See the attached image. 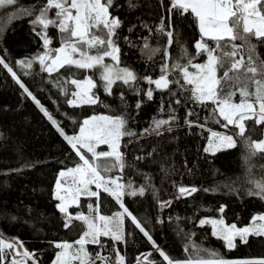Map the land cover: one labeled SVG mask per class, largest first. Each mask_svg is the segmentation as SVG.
Instances as JSON below:
<instances>
[{
    "label": "trees",
    "instance_id": "trees-1",
    "mask_svg": "<svg viewBox=\"0 0 264 264\" xmlns=\"http://www.w3.org/2000/svg\"><path fill=\"white\" fill-rule=\"evenodd\" d=\"M131 3L135 6L130 7L129 0H113L109 8L110 15L121 21L116 34L111 37L119 48V62L104 57L103 63L115 68H128L138 79L129 84L117 80L112 85L111 94L105 90L97 69L81 70L72 66L70 70L65 67L48 73L42 70L44 66L38 60L30 69L17 64L19 60L33 58L46 51L43 40L36 35L43 31L42 27L31 22L46 0H17L15 5L0 8V56H4L20 81L40 102L37 105L27 96L7 69L0 65V234L4 239L18 241L24 251L34 253L37 264H51L59 251L54 247L55 243L74 242L86 230V225L78 220H73L70 227L65 228L66 216L57 208L58 199L54 192L60 171L77 167L83 161L41 111V106L65 134L71 136L79 132L83 119L90 115L122 117L130 113L129 105L138 103L146 114L153 110L173 114L196 102L190 91L192 85L186 84L180 70L171 68V65L179 63L193 70L194 67L188 65L189 58L194 57L192 64L207 60V54L197 55L194 47L200 36L197 23L190 14L169 12L170 0H131ZM27 9H33L34 14L26 15ZM48 15L55 19V10H50ZM162 23L164 31L159 30ZM168 31L173 32L171 46L166 35ZM92 32L108 39L106 29H93ZM47 35L51 40L49 48L56 49L61 45L58 27L50 25ZM205 40L209 47H216L214 41L207 37ZM235 43L243 42L237 40ZM251 43L256 45L254 58L258 55L260 60H264V43L255 39ZM104 48L98 45L89 49L85 45L83 50L89 55H98ZM247 53L248 45H245V57ZM215 54L220 53L217 51ZM164 64L169 65L167 79L173 83L168 88L157 89L143 77L158 79ZM225 70L218 68L217 77H222ZM25 72L29 74L25 75ZM85 77H91L97 85L91 91L98 102L70 105L68 101L72 100V93L76 90L70 81H82ZM219 87L223 89L218 93L220 99L234 91L236 94L232 100L240 101L239 91L231 81H224ZM252 88L250 86V90ZM149 89L153 90L151 99L146 95ZM207 117L210 127L231 134L235 147L215 152L183 153L174 146L158 143L143 161L130 166V172L136 178L135 185L143 188L144 194L138 192L132 196L126 191L121 201L149 232L156 245L174 260L184 261L189 257L229 261L264 259V236L249 234L245 237L246 242L236 238V247L228 249L223 239L212 235L209 224L201 226L199 223L204 216L222 217L226 223L241 227L248 224L255 214L264 213V199L249 194L254 189V181L264 180V154L251 155L248 147L249 141H259L264 137V125L248 120L244 136H238L236 126L224 127L227 122L220 117L212 100L207 103ZM105 150V144L95 146L97 153ZM81 151L91 162L101 165L102 176H112L116 172L103 170L110 158L92 160V153L86 148H81ZM181 186L195 187L198 191L178 197ZM96 191L98 196L83 194L77 204L69 206L68 212L73 216L83 213L107 217L123 212L120 202L109 193L101 188ZM165 201H170V204L161 207ZM222 206L224 211L221 213ZM123 231L124 241L114 242L111 237L101 236L99 239L104 247L87 244V252L94 260L97 253L107 257V264H116L117 253L113 246L124 256V264H138V257L139 264L162 259L126 215ZM5 251L7 249L3 254ZM142 254L150 255L143 258ZM99 261L95 260V264ZM0 264H3V258H0Z\"/></svg>",
    "mask_w": 264,
    "mask_h": 264
},
{
    "label": "snow or ice",
    "instance_id": "snow-or-ice-1",
    "mask_svg": "<svg viewBox=\"0 0 264 264\" xmlns=\"http://www.w3.org/2000/svg\"><path fill=\"white\" fill-rule=\"evenodd\" d=\"M17 0H0V8L8 5H15ZM171 7L169 12L176 11L180 15L190 14L193 20L197 23L201 39L198 40L194 47L197 50V55L207 54L206 63L192 64V59L189 58L188 65L194 67L196 72H189L188 66L174 63L171 65L173 69H179L182 73L183 80L186 84L192 85L190 89L192 98L203 103L206 100H212L217 103L219 115L227 122L224 127L228 125L236 126L239 131L236 135L243 137L245 133V122L253 120L257 125H264V60H260L259 56L255 54L256 45L251 41L255 39L259 43H264V0H170ZM113 0H46V4L39 9V14L35 15L32 24L39 25L43 31L37 32L43 40V46L46 51L43 54L37 55L33 58H25L17 61V64L22 68L30 69L34 61H37L44 66L42 70L52 73L58 71L60 68L72 66L77 69H97L100 71V78L104 81L105 90L111 94L112 85L121 80L125 84L137 81L136 74L128 68H115L103 63L104 57H111L113 61L119 62L118 55L119 48L111 39L116 34L115 30L120 27L121 21L118 18L111 17L109 8L112 7ZM129 6L134 7L129 0ZM55 11V19L49 18V11ZM25 14L32 16L33 9L25 10ZM59 28L61 33V47L56 49L49 48L51 40L47 35L49 26ZM93 29H106L108 39H102L95 35ZM160 31H164L163 23L160 26ZM166 35L169 37V46L173 43V32L168 31ZM205 37L215 42L216 47H209ZM240 40L242 44H236L235 41ZM223 42V44L221 43ZM87 45L89 49L98 45L105 46L102 54L89 55L83 50ZM248 45V53L245 57L244 46ZM147 47V44H145ZM228 49V50H225ZM219 51V55L215 53ZM187 55V50H183ZM55 53L53 56L52 54ZM79 54V58H74L73 54ZM167 55V49H165ZM237 57H239L237 59ZM50 59V63L46 61ZM0 65L12 75V77L19 84L20 88L27 96L31 97L37 105L39 100L29 91V89L20 81L13 68L6 63L4 56H0ZM227 65V67H226ZM225 69L222 77H217V69ZM169 65L164 64L161 67V75L158 79L153 80L151 77H143L149 84H155L157 89L168 88L170 83L167 79ZM29 74L25 72V75ZM224 81H231L233 87L239 91L240 102L233 103L234 91L227 93L223 99H220L218 93L223 91L219 86ZM71 84L75 85L79 91L73 92L75 99L69 100L70 105H76L77 101L82 104H96L98 98L92 93V89L97 85L91 77L85 78L83 81L72 79ZM179 83V81H175ZM250 86L253 88L250 90ZM149 99L153 96V90L149 89L146 93ZM179 103V101H177ZM140 107V104H137ZM41 111L48 117V119L57 127V130L64 137V139L76 150L82 165L76 168L61 171L60 177L65 178L69 175L78 177L73 180L77 185L75 190L71 188L63 189L65 195H61L62 183L58 179L56 182V198L60 201L57 204L59 211L66 216L65 228L70 227L73 220L82 221L86 225L78 240L74 242H57L54 247L59 249L56 252L53 264H73L78 261L79 264H95V260L107 261L108 258L96 254L95 260L91 254L87 252L85 245L100 244V237H111L114 242L124 241L123 222L126 215L132 223L139 229L140 232L153 245V251L158 252L162 258L160 261L151 260L149 264H264V259H246L229 261L222 258L217 259H193L189 257L187 260H174L166 254L159 245H156L152 236L141 225L137 218L132 215L127 207L121 201V197L125 194V185L117 183L115 179L105 181L101 175V165L91 162L82 153L81 148H86L88 152L92 153V160H99L101 157L112 158V167L119 165L122 169L124 167L122 154L119 152V141L124 135H134V133L123 131L126 121L122 117H91L85 119L79 128L77 135H67L62 128L59 127L57 121L41 106ZM215 111V110H214ZM174 119V118H173ZM168 123V121H157L156 128ZM156 129H154L155 131ZM171 130V129H169ZM212 138L218 140H209V144L205 147V152L213 151L215 148L219 150L221 147L233 148L235 141L232 136H221L218 133L212 132ZM106 144L111 151L99 152L95 151L94 144ZM250 154L257 153L264 154V140L249 141L248 144ZM104 171L110 170L108 167ZM115 185L114 188L108 187V184ZM95 185L97 189L103 187L104 192L109 193L118 202L123 212H117L112 217L103 215H84L83 213L72 215L68 212L70 204L78 203L81 194L88 196H98L97 191H92L90 185ZM127 187H131V182ZM208 191L207 189H204ZM139 194H144V189L140 188ZM198 191L195 187H179L178 197L191 195ZM135 196L137 191L133 190L127 193ZM250 195L259 196L264 199V180L254 181V189L250 190ZM170 201H165L161 207H167ZM98 207V205H97ZM92 209V205H89ZM224 211L223 206L220 212ZM100 221L102 223H97ZM200 225L210 224L212 226V235L223 239L228 249L236 247L234 239L240 237L246 242L245 237L249 234L256 236H264V214L254 216L249 226L244 228H237L235 224L225 225L223 219H201ZM17 246L16 241L7 242L0 234V258H3L5 249L11 250ZM22 247V245H20ZM188 250L187 248L185 249ZM113 251L117 253L116 264H124V256L119 254V250L113 246ZM23 257L31 258L33 264H37L35 254L29 253L26 250L22 253ZM150 255V254H142ZM215 256V254H212ZM138 264H139V257ZM12 264H22V262L12 261Z\"/></svg>",
    "mask_w": 264,
    "mask_h": 264
},
{
    "label": "rangeland",
    "instance_id": "rangeland-1",
    "mask_svg": "<svg viewBox=\"0 0 264 264\" xmlns=\"http://www.w3.org/2000/svg\"><path fill=\"white\" fill-rule=\"evenodd\" d=\"M200 39H201V34H200L199 38L197 39V41ZM114 44H115V42H114ZM59 47H61V45ZM73 55H74V58H79V55L77 53L73 54ZM116 55H118V53ZM48 63H50V59H49ZM202 63H206V61L202 62ZM188 71L194 73L197 70L194 68L193 70H188ZM85 78H87V77H85ZM76 91H79V89L76 88V90L74 92H76ZM72 99H75V97L72 96ZM232 102L233 103H239L240 101H233L232 100ZM77 103H80V102L77 101ZM207 103H208V100L204 101L203 103L196 101L193 105L184 106L183 108L179 109L177 113H173V114H161L155 110L146 114V113L142 112L140 107H137V104L129 105L128 107H129L130 113L128 115L122 116V118L126 121L124 128H123V131L134 133V135L122 136L120 141H119V149H118L119 152L122 154L124 167L121 169L118 164H117V166L112 167L113 159L110 158L111 160H108V164L107 163L104 164V167L108 166V168L110 170L113 169V170H116V172L112 176H107V177L103 176L105 178V181L115 179L117 181V183L125 185V188L123 190L124 192H126V191L130 192V191L136 190L138 193L139 192L138 190L140 189V187L135 185L136 178L131 174L130 166L132 163H134L136 161H143L147 157L148 152L150 151V149L154 145H156L158 143H163V144L168 145V146H174L183 153H187L189 151H204L205 147H207L209 144L210 138L215 140V138H212V136H211L212 132L218 133L221 136H231V134L228 132H224V131H221L215 127L209 126L208 117H207ZM213 103H214L215 107L217 108V112L219 114L217 103H215V102H213ZM94 116L95 117H101V116H106V115H90V116L86 117L85 119H89V118L94 117ZM221 118L223 119V117H221ZM157 121H168V123L161 125L157 129L156 128V122ZM154 129H156V130L154 131ZM169 129H171V130H169ZM261 140H264V137ZM215 142L217 144L219 143L218 140H215ZM97 144L98 143L94 144V147ZM141 146H144L145 149H140ZM222 148H226V147H221L220 149H222ZM106 151H111V149L108 145H106V150L104 152H106ZM215 151H217V150L214 148L213 151H210V152H215ZM86 158H87V156H86ZM96 164H98V162ZM80 165H82V164H80ZM74 168H76V167H74ZM61 171L66 172L67 169H63ZM61 171H60V173H61ZM60 173H59L58 178H57V180L60 179L61 183H62V189H61L60 194L65 195V192L63 189H65V188L73 189L71 187L69 181H68L72 177V175H69L65 178H61ZM75 179H78V177H75ZM129 182H131L130 188L127 187L129 185ZM90 186L94 187L93 189H91L93 191H95L97 189L94 184L90 185ZM107 186L111 187V188L115 187V185H112L110 183ZM187 187L191 188V186H187ZM74 188H75V184H74ZM101 189H103V187H101ZM55 193H56V187H55ZM59 203H60V201H59ZM261 214H264V213H258V214H255L254 216H258ZM252 218L248 224L243 225L241 227L237 226V228H244L246 226H249L252 222ZM201 219H217V220H219V219H223V218L222 217L204 216ZM97 223H102V222L97 221ZM225 225L230 226L232 224L225 222ZM210 228H211V232H212V226L211 225H210ZM236 238L241 239L240 237H236ZM236 238L234 239V241L236 240ZM5 241L11 242V241H16V240L13 238H5ZM19 250H20V243L19 242H17V246L14 247L13 249H11V250L7 249V251H5L6 254H3L4 255L3 264H12L13 260H16L17 262H22V264H32V263H29L27 258L23 257V255L20 254ZM144 257H145V255L143 256V258ZM54 259H55V257L53 258V260ZM53 260H52L51 264H53ZM73 264H79V262L74 261ZM97 264H107V263L105 261L100 260Z\"/></svg>",
    "mask_w": 264,
    "mask_h": 264
},
{
    "label": "built area",
    "instance_id": "built-area-1",
    "mask_svg": "<svg viewBox=\"0 0 264 264\" xmlns=\"http://www.w3.org/2000/svg\"><path fill=\"white\" fill-rule=\"evenodd\" d=\"M73 180H74V177L71 178V180H69V183L72 185L73 184Z\"/></svg>",
    "mask_w": 264,
    "mask_h": 264
},
{
    "label": "crops",
    "instance_id": "crops-1",
    "mask_svg": "<svg viewBox=\"0 0 264 264\" xmlns=\"http://www.w3.org/2000/svg\"><path fill=\"white\" fill-rule=\"evenodd\" d=\"M104 177H107V176H104ZM55 185H56V183H55Z\"/></svg>",
    "mask_w": 264,
    "mask_h": 264
},
{
    "label": "water",
    "instance_id": "water-1",
    "mask_svg": "<svg viewBox=\"0 0 264 264\" xmlns=\"http://www.w3.org/2000/svg\"><path fill=\"white\" fill-rule=\"evenodd\" d=\"M30 260H32L31 258H29Z\"/></svg>",
    "mask_w": 264,
    "mask_h": 264
}]
</instances>
